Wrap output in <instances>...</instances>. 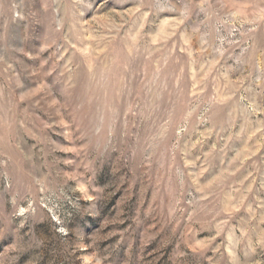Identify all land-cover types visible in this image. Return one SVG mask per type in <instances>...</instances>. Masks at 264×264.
<instances>
[{"label":"rangeland","instance_id":"1","mask_svg":"<svg viewBox=\"0 0 264 264\" xmlns=\"http://www.w3.org/2000/svg\"><path fill=\"white\" fill-rule=\"evenodd\" d=\"M0 264H264V0H0Z\"/></svg>","mask_w":264,"mask_h":264}]
</instances>
